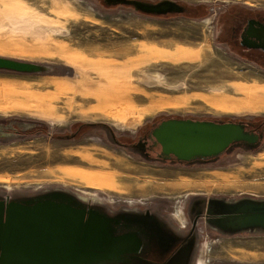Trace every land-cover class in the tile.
Masks as SVG:
<instances>
[{
  "label": "rangeland",
  "instance_id": "374dc122",
  "mask_svg": "<svg viewBox=\"0 0 264 264\" xmlns=\"http://www.w3.org/2000/svg\"><path fill=\"white\" fill-rule=\"evenodd\" d=\"M168 1L206 4L209 13L191 19L106 0H0V57L51 68L0 71V197L69 191L108 214L147 209L176 231L191 227L195 201L264 199V130L257 148L209 162L161 159L151 138L148 158L127 149L128 137L141 143L170 118L255 127L264 117V59L247 57L238 29L232 39L238 21L226 15L232 6L264 11V0ZM82 124L106 125L114 138L102 129L74 137ZM204 221L187 264H264V233L225 235Z\"/></svg>",
  "mask_w": 264,
  "mask_h": 264
},
{
  "label": "water",
  "instance_id": "95a60500",
  "mask_svg": "<svg viewBox=\"0 0 264 264\" xmlns=\"http://www.w3.org/2000/svg\"><path fill=\"white\" fill-rule=\"evenodd\" d=\"M151 15L181 13L176 2L106 0ZM240 45L264 52V24L250 20ZM0 71L39 74L49 66L0 57ZM160 156L180 163L214 161L236 147L255 149L259 136L243 122L190 118L162 120L149 133ZM140 144V143H138ZM0 200V264H155L174 243L149 211L125 209L115 216L77 194L53 190L34 198ZM103 209L104 211H101ZM205 224L225 235L264 233V199L209 198ZM120 228V229H119ZM171 258L167 264H174Z\"/></svg>",
  "mask_w": 264,
  "mask_h": 264
},
{
  "label": "flooded vegetation",
  "instance_id": "af4514ba",
  "mask_svg": "<svg viewBox=\"0 0 264 264\" xmlns=\"http://www.w3.org/2000/svg\"><path fill=\"white\" fill-rule=\"evenodd\" d=\"M250 20H254L257 21L259 23L264 24V21L258 19V18H246L243 22H241L239 28H238V44L240 47L248 50V51H253L255 49H248L244 46L240 45V40H241V35L244 32V29L247 26L248 21ZM237 32V31H236ZM235 36L236 34H233V40H235ZM246 125V128L248 130L253 131L255 134H257L259 136V143L257 145V147L260 145L262 138H263V128L261 127L256 128V127H252L249 123H244ZM152 130V128H151ZM150 132V131H149ZM141 143L137 144V142L139 141L138 139L135 141V143H130V146L125 147L131 151H135L137 149L138 155L141 156L142 158H148L146 155H149L151 149L153 147H155L154 145H152L151 143L149 145H147V141L149 139V133H147V135H145V137L141 138ZM256 147V148H257ZM139 150V151H138ZM136 152V153H137ZM161 159H164V157L162 156H158ZM164 160H167L166 158ZM177 162V161H175ZM40 195V194H38ZM38 195H34V196H30V197H26V198H12L8 196V201H21V200H25L28 198H34ZM4 198L0 197V200H3ZM205 205H206V201H199L198 202H193L192 205H190L189 209H190V215L192 216V225L190 228L188 229H184V231H176L175 228L170 225L169 223H166L165 220L162 219V217L157 216L156 214L151 213L150 214L153 216V218L157 219L161 229L163 230V233L160 232V234L164 235L166 237V240L168 241L169 239H171V237H174V243L172 244V246L170 247V249L164 254V256L159 259V260H152L151 262L155 263V264H167L168 261L173 258L176 259V262L174 264H187L189 257L191 255V252L193 251V246L195 244V240H196V233H195V229H196V225L198 223V221L200 219H202L203 215H204V209H205ZM101 211H104L103 209H101ZM148 211L147 209H143L144 213ZM105 212V211H104ZM118 213L115 214H108V216H115ZM120 229V228H119Z\"/></svg>",
  "mask_w": 264,
  "mask_h": 264
},
{
  "label": "trees",
  "instance_id": "16d2710c",
  "mask_svg": "<svg viewBox=\"0 0 264 264\" xmlns=\"http://www.w3.org/2000/svg\"><path fill=\"white\" fill-rule=\"evenodd\" d=\"M143 2H146V1H143ZM177 4L180 5L182 7V9H183L182 12L179 13V14H183L185 16H188L191 19H198V18L202 19V18H205L208 15V13H209L210 6H208L206 4H197V5L196 4L191 5L189 3H186V4L177 3ZM231 10H232V13L230 12ZM233 12H235V13H233ZM230 14H231V17H234L238 21V24H234L233 28L231 29L232 30L231 32L234 33V34H235L236 30L238 29V25H240V23L243 22L246 18H254L255 17V18H258V19L264 21V11H259L258 12V11H254L252 9H248V8H245V7L243 8V7H239V6H232V7H230L228 12L226 13L227 16H229ZM160 16H165V15H160ZM232 39H233V35H232ZM246 52L248 53L247 57H250V55H252V54L257 55L259 53L261 55V57H263V59H264V52H262L260 50H253V51L246 50ZM261 118H263V119H260L261 123H262L260 125H263L264 124V117H261ZM206 119H208V118H206ZM193 120H202V119H193ZM208 120L216 121L214 119H208ZM257 122L258 121H256L254 124L256 125ZM243 123H245V122H243ZM259 126H255V127L259 128ZM83 129H89V130L102 129V130H107L110 133V137H113V134L110 131L109 127H107L106 125H98V124L97 125H94V124H82V125H79L78 129L75 131L74 137L76 135L80 134V132ZM128 138H129L128 139V143H132L136 139V137H134V136H131V137H128Z\"/></svg>",
  "mask_w": 264,
  "mask_h": 264
}]
</instances>
